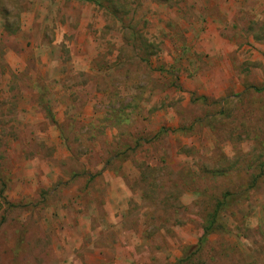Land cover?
<instances>
[{
	"label": "rangeland",
	"instance_id": "rangeland-1",
	"mask_svg": "<svg viewBox=\"0 0 264 264\" xmlns=\"http://www.w3.org/2000/svg\"><path fill=\"white\" fill-rule=\"evenodd\" d=\"M0 204V264H264V0H0Z\"/></svg>",
	"mask_w": 264,
	"mask_h": 264
},
{
	"label": "trees",
	"instance_id": "trees-1",
	"mask_svg": "<svg viewBox=\"0 0 264 264\" xmlns=\"http://www.w3.org/2000/svg\"><path fill=\"white\" fill-rule=\"evenodd\" d=\"M227 195H225V199H221L219 202H217L216 207L209 214L207 225L204 228L200 241H202L214 229L213 225L215 224L216 216L218 212L229 204L228 201L229 202L234 201L235 194H232V195L227 194Z\"/></svg>",
	"mask_w": 264,
	"mask_h": 264
}]
</instances>
